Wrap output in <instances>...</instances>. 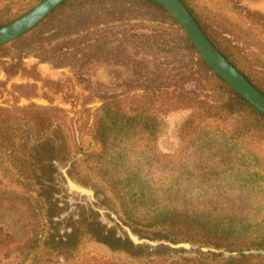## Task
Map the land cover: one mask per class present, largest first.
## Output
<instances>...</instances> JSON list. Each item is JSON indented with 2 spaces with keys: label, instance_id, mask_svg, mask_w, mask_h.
I'll return each instance as SVG.
<instances>
[{
  "label": "rangeland",
  "instance_id": "1",
  "mask_svg": "<svg viewBox=\"0 0 264 264\" xmlns=\"http://www.w3.org/2000/svg\"><path fill=\"white\" fill-rule=\"evenodd\" d=\"M38 1L20 7L0 2V22ZM183 1L214 43L239 68L264 83V0ZM179 29L165 12L142 0H72L8 41L9 55L0 61L19 59L41 77L62 83V93L71 98L21 73L9 77L0 90V106L17 131L27 110L48 112L63 130L56 132L58 152L50 192L23 193L0 186V264H32L33 260L36 264H142L149 258L173 261L198 251L223 256L254 254L253 264H264V247L239 245L237 250L213 242L173 239L160 226L132 222L105 182L83 160V153L95 148L93 109L104 96L136 95L138 86L160 72L159 60L179 59L176 65L197 70ZM174 67L175 61L169 63L167 72L157 79L175 81ZM4 79L0 62V80ZM195 85L204 82L192 78L184 87L190 90ZM188 114V108L179 107L160 115L156 149L168 153L179 147L180 126ZM209 149L205 147L200 154L199 169L204 172L212 160ZM38 151L39 156L48 152ZM68 179L83 191L71 187ZM168 184L171 192L193 189L190 182ZM160 187L155 193L159 192L161 200L162 182ZM260 227L264 231V223ZM34 237L46 238V243H40L33 259L28 250ZM179 242L190 246L168 244Z\"/></svg>",
  "mask_w": 264,
  "mask_h": 264
},
{
  "label": "trees",
  "instance_id": "2",
  "mask_svg": "<svg viewBox=\"0 0 264 264\" xmlns=\"http://www.w3.org/2000/svg\"><path fill=\"white\" fill-rule=\"evenodd\" d=\"M142 1L165 12L178 24L157 1ZM180 1L219 52L264 94V83L239 68L214 43L191 8ZM0 2L20 7L31 0ZM70 2L72 0H62L46 16ZM34 5L9 15L0 26ZM179 30V37L192 52L189 56L197 70L176 65L179 59L159 60L160 72L138 86L136 95L122 97L120 93H111L104 96L93 109L91 139L95 148L83 153V160L105 182L132 222L160 226L173 239H195L236 249L239 245L264 247V231L260 227L264 223V112L215 73L183 29ZM9 52L8 42L0 44V59ZM174 61L178 78L171 83L159 81L157 78L164 75L168 64ZM0 62L5 74V79L0 80V90L9 77L21 73L41 81L45 87L63 92L62 83L41 77L19 59ZM192 78L196 82L203 81L204 85L185 89L184 84ZM62 95L71 98V94ZM179 107L189 109L180 126V145L173 152H161L155 147L159 117ZM6 111L0 106V186L23 193L50 192L54 187V159L58 152L56 137L63 132L61 123L46 111L27 110L17 131L6 117ZM205 147L210 148L212 159L206 172L199 169L200 154ZM39 148L48 152L39 156ZM196 170L198 173H194ZM161 182L164 185L162 201L159 192L155 193L160 190ZM168 182H190L193 189L171 192ZM140 213L148 215L146 221L140 218ZM40 243L44 245L46 238L34 237L29 242L28 251L33 259ZM253 255L238 252V255L223 256L198 251L194 256L173 261L149 258L142 264H253L256 257ZM32 264L36 262L33 260Z\"/></svg>",
  "mask_w": 264,
  "mask_h": 264
},
{
  "label": "water",
  "instance_id": "3",
  "mask_svg": "<svg viewBox=\"0 0 264 264\" xmlns=\"http://www.w3.org/2000/svg\"><path fill=\"white\" fill-rule=\"evenodd\" d=\"M61 1L62 0H40L25 13L8 23L1 25L0 44L11 41L20 34L31 29ZM155 1H157L171 15V17H173L188 35L190 41L196 47L205 63L233 89L259 110L264 112V94L251 84L246 77L241 74L211 43L185 5L180 0ZM68 183L71 187L83 191L80 186L74 184L69 179ZM130 236L132 239H136V236L131 233ZM168 244L171 246H190L187 242Z\"/></svg>",
  "mask_w": 264,
  "mask_h": 264
},
{
  "label": "flooded vegetation",
  "instance_id": "4",
  "mask_svg": "<svg viewBox=\"0 0 264 264\" xmlns=\"http://www.w3.org/2000/svg\"><path fill=\"white\" fill-rule=\"evenodd\" d=\"M76 184V183H75Z\"/></svg>",
  "mask_w": 264,
  "mask_h": 264
}]
</instances>
